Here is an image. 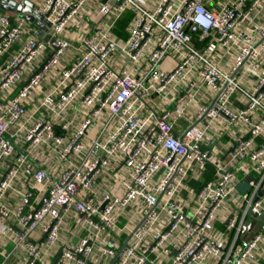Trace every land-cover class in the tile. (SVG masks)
I'll list each match as a JSON object with an SVG mask.
<instances>
[{"label": "built area", "instance_id": "built-area-1", "mask_svg": "<svg viewBox=\"0 0 264 264\" xmlns=\"http://www.w3.org/2000/svg\"><path fill=\"white\" fill-rule=\"evenodd\" d=\"M12 1L0 264H264V0Z\"/></svg>", "mask_w": 264, "mask_h": 264}, {"label": "water", "instance_id": "water-1", "mask_svg": "<svg viewBox=\"0 0 264 264\" xmlns=\"http://www.w3.org/2000/svg\"><path fill=\"white\" fill-rule=\"evenodd\" d=\"M105 1V0H103ZM0 8L4 11L7 12H13V13H18L20 14V17L25 18L29 21L32 22H36V19L33 18V16L31 15H25V14H29L34 12V5L31 2H27L24 5L17 3L16 1H12V0H1L0 1ZM35 13L37 14V16L41 17L36 11ZM42 36V32H37V37H41ZM250 178H247V181H249ZM247 188V184H238L237 189L244 192ZM260 220H264V214H262L261 216H259ZM250 227L254 228V229H258L259 224L252 222L250 223ZM127 241L124 242L120 252H122V250L124 249L125 245H126ZM116 262V258L114 259V261L112 262V264H114Z\"/></svg>", "mask_w": 264, "mask_h": 264}, {"label": "crops", "instance_id": "crops-1", "mask_svg": "<svg viewBox=\"0 0 264 264\" xmlns=\"http://www.w3.org/2000/svg\"><path fill=\"white\" fill-rule=\"evenodd\" d=\"M33 1H36V0H33ZM132 16H133L132 13L128 12V13L125 14V16L120 21H122V20L126 21L127 22L126 27H127L128 22L130 21V19L132 18ZM119 22H117V24L115 26L114 34L117 35V36H119V37H121V38H123V39H126L127 36H128V34L126 32V27L124 28V31L118 30V23ZM68 228L73 230V221L72 222L71 221L68 222ZM127 239H129V237ZM72 240L73 241H77V238H74ZM5 245H6L5 251L6 252H10L12 250V244L10 242H8V241H5ZM2 260H3L2 255H0V263L2 262ZM113 261L114 260L109 261V264H112ZM16 262L19 263V257L18 256H14V259L10 258V263L15 264Z\"/></svg>", "mask_w": 264, "mask_h": 264}, {"label": "rangeland", "instance_id": "rangeland-1", "mask_svg": "<svg viewBox=\"0 0 264 264\" xmlns=\"http://www.w3.org/2000/svg\"><path fill=\"white\" fill-rule=\"evenodd\" d=\"M173 66H174V63L171 60L168 59V60L164 61V64H163L162 67L165 68L168 71H171Z\"/></svg>", "mask_w": 264, "mask_h": 264}, {"label": "trees", "instance_id": "trees-1", "mask_svg": "<svg viewBox=\"0 0 264 264\" xmlns=\"http://www.w3.org/2000/svg\"><path fill=\"white\" fill-rule=\"evenodd\" d=\"M127 22L122 20L118 23V30L124 31V28L126 27ZM119 32V31H118Z\"/></svg>", "mask_w": 264, "mask_h": 264}]
</instances>
